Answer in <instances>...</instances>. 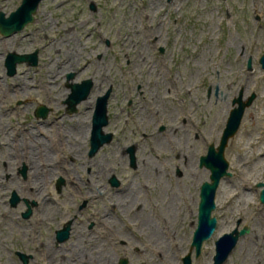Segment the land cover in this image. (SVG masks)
<instances>
[{"label": "rangeland", "instance_id": "374dc122", "mask_svg": "<svg viewBox=\"0 0 264 264\" xmlns=\"http://www.w3.org/2000/svg\"><path fill=\"white\" fill-rule=\"evenodd\" d=\"M21 2L0 0V12L9 16ZM98 2V10L92 11L85 0H43L34 22L10 36L0 33V172L10 175L0 180V264H22L16 250L32 253L30 264H66L64 247L55 251L46 232L47 210L55 207L52 216L58 217L69 210L68 203L62 197L60 211V205L48 202L47 192L51 178L64 174L56 170L58 164L72 157L86 164L78 169L85 180L94 174L96 184L106 185L115 173L123 181L129 203L120 201L126 212L115 215L106 209L104 214L114 217L106 224L115 223L120 239L128 241L116 248L119 257L130 264H182L197 227L196 185L210 176L199 167L200 157L211 143L219 144L241 91L245 99L252 93L256 98L226 147L232 176L222 180L227 191L217 194L213 213L218 227L194 264H212L216 241L239 217L250 232L223 264H264V204L257 185L264 182V69L259 62L264 0ZM35 50L37 65L19 63L15 75L7 73L10 52ZM47 54L53 59L48 68ZM70 73L74 77L68 80ZM88 78L95 80L91 100L83 101L77 113L66 114V82ZM108 87L112 94L105 132H113L114 139L89 156L96 100ZM41 104L51 109L46 118L35 115ZM177 116L178 121L186 119L185 129L199 133L195 142L185 131L170 130ZM133 145L137 169L129 167L124 151ZM24 166L26 177L20 171ZM178 169L183 176H177ZM14 189L22 198L37 200L40 211L25 218L24 201L11 207ZM75 189L70 184L67 191L75 195ZM243 197L247 208L238 211L236 203ZM138 205L142 212L132 213L130 207Z\"/></svg>", "mask_w": 264, "mask_h": 264}, {"label": "flooded vegetation", "instance_id": "af4514ba", "mask_svg": "<svg viewBox=\"0 0 264 264\" xmlns=\"http://www.w3.org/2000/svg\"><path fill=\"white\" fill-rule=\"evenodd\" d=\"M85 1L87 2L90 10H92V11L98 10V8H99L98 0H85ZM255 1H257V0H255ZM39 6H40V4H39ZM35 18H36V16H35ZM106 44H107V46H110V40L109 39L106 40ZM98 58H100V56H98ZM93 81H94L93 86L91 88V92H90L89 96L86 99H82L76 103V110L75 111H69V109H68L69 103L66 102V100L72 91L70 84H72V83H74V84L78 83L79 84L82 82H66V85L68 86V88H70V92L68 94V97L63 101L64 112L66 114L73 115V114L77 113L79 111V105L83 101L86 102L91 98L90 95H91L92 90L95 86V80H93ZM108 91H109V98H108V103H107V110H108L109 100H110L111 94H112V87H108L106 89V93ZM106 93H104V94H106ZM100 96H102V95H100ZM98 97H97V99H98ZM131 103H132V101L129 102V104H131ZM40 106L47 107L46 105H43V104L39 105L35 109V115L37 117L46 118L49 115L51 109L49 107H47L48 111H47L46 117L39 116L37 114V109ZM96 106H97V100H96V105H95V109L93 112V116L95 114ZM93 116H92V121H91L92 122L91 136H92V130H93ZM180 121H178V116L176 119L172 118L171 122H170V130L174 131L175 134L179 133L180 131L181 132L185 131L186 135L192 137L193 141L195 142L199 138V133L189 131L188 129H185L183 127V125L186 124V119H184V120L182 119ZM109 122H110V117H109V113H108V123L105 126H103L104 131H105V127L109 124ZM165 129H166V126L163 128V130H165ZM107 133L113 134V137L111 140V142H112L114 139V133L113 132H107ZM91 136H90V140H89V146H90L89 148L90 149H89L88 155L94 156L99 152V150L105 144H109V143H105L103 146H101L98 149V151L95 154L91 155L90 154ZM213 144H215V143H213ZM133 146L135 147L136 145H133ZM130 147H132V146H130ZM130 147H128L124 150L125 152H128V154H129L128 165L132 169H137L139 164H138L136 156H135V162L132 161L131 153L129 151ZM134 155H135V151H134ZM185 159H186L185 163H188L187 156L185 157ZM58 161L59 160H56V164L58 163ZM85 165L86 164L80 163L77 159H74L73 157L70 158V160H65L64 162H62V164L59 163L58 168H56V170H60L64 174H57L55 176L53 175L54 177L52 176L53 178H51V180H50V182H52V185H51V190H49L47 192V195H48L47 199L49 198L48 202L49 203L51 202L50 204H52V205H60L59 209H60V211H62L63 207H61V206L65 205V201H60V199L62 197H64L68 203L69 210L66 209L65 213L60 214L58 217L52 216L55 207L52 206V208H49L47 210V219H48L49 226H48L46 234L48 236V240L55 246V248H56L55 251L60 249V247H64L63 250L66 254H62L61 258H63V261L66 264H130L129 259L123 258V257L121 258V256L119 257V255L116 254V248L120 244H122V245L127 244L128 241L124 240V239H120L118 227L115 223H108V225L106 224L107 222L113 221L112 218H114V217L112 215H111V217L110 216L107 217V215H104L106 209H110L115 215L117 212L118 213L126 212V207L121 206V201H120V198H125V202L129 203L127 201V197L125 195L126 192L122 191V189H121L123 181L115 173H112V175L109 176L106 185L103 184L104 182L96 184L95 180L99 179V178L96 177L94 174L93 175L90 174V178L85 180L84 175L80 174L78 171L79 168H81ZM199 167H201L200 163H199ZM201 168H206V167H201ZM73 169H76V171L78 173L73 171ZM157 169L158 168H156V172H157ZM26 170H27L26 166H24L20 170L24 176L26 174ZM86 172L90 173L91 169L90 168L87 169ZM65 174H66V176H65ZM177 176L178 177L183 176V171H181V169L177 170ZM231 176H226V177H231ZM226 177H224V178H226ZM9 178H10L9 174H7V173L4 174V173L0 172V180L5 181V180H8ZM91 178L92 179L94 178V179L92 180ZM260 183H264V182H259L257 184L258 187L260 188L258 199H259L260 204H264V202L261 201V191L264 189V186L259 185ZM70 184H71L72 188H74V189H75V187L77 188L74 191V194L77 195V197L75 195H73V193L71 191H67V188ZM88 185L94 186L95 190L88 189L87 188ZM107 186L111 190H109L107 188ZM84 187L87 189H85ZM219 187H220V185H219ZM196 190H197L198 197H199L198 199H196V202H197V225H198V214H199L201 186H199L197 184ZM40 192H42V191L41 190L37 191L38 195H40ZM41 194H43V193H41ZM243 199H244V197L241 199V202H240L241 204L236 203V204H238V207H237L238 211H240V208H244V207L247 208V206L245 205V201ZM22 201H24L25 204L27 205L26 212L24 211L22 213L23 217L29 218L32 215H34L35 213H37L38 211H40V207H39L40 204L37 200H35V199L29 200L27 198H22L21 195L17 192V190H15V189L12 190L10 197L8 199V203L10 204V206L16 207ZM31 206H32V208H31ZM133 207L134 206L130 207V211L132 213H135L136 211L142 212L141 211L143 209L142 205H138L137 207H134V208ZM29 210H30V213H29V215L26 216L25 214L28 213ZM99 214L102 216L101 218L95 219L93 217V215L97 216ZM241 222H242V219L239 217L237 219V221L230 226V228L228 229V232L225 231V234L237 235L238 239H237V242L235 243L233 249L231 250L230 254L228 255V257L221 264L225 263L229 259L231 253L235 250L238 243L240 242L241 237L250 232V226L247 224L242 225ZM103 227L106 229L105 230L102 229ZM242 230H245V233L240 234V232ZM190 248H191V245H190ZM15 254L19 258V260L22 262V264H24V258L25 257L27 258V264H30L31 260H35V256L32 253H25V252H22L20 250H16ZM193 254H194V257L192 255V261H191L192 264H194V258L197 259L201 255L200 254L199 256H197L196 252ZM108 255H109V257H108ZM185 256L182 257V264H184L183 258ZM212 259H213L212 264H215V255L213 256Z\"/></svg>", "mask_w": 264, "mask_h": 264}, {"label": "water", "instance_id": "95a60500", "mask_svg": "<svg viewBox=\"0 0 264 264\" xmlns=\"http://www.w3.org/2000/svg\"><path fill=\"white\" fill-rule=\"evenodd\" d=\"M41 1L42 0H23L20 6L15 11L11 12L9 16H6L4 12H0V33L4 36H10L23 30L29 23L34 22L35 14L38 11ZM161 51H163V48ZM24 62L33 66L37 65L38 50H35L32 53L24 54L10 52L5 60L7 73L9 75H15L17 72V65ZM259 62L264 69V53L259 58ZM252 63L253 59L250 57L248 59L249 70L253 68ZM67 77L68 80H70L74 77V74L70 73ZM81 82L82 83L79 84H70L72 91L66 100V102L69 103V111H75L76 103L82 99H86L91 92L94 82L93 79L88 78ZM108 98L109 91L106 94L99 96L97 99V106L93 116V130L90 150L91 155L95 154L105 143H110L113 137L112 133H107L103 130V126L108 123ZM255 98V93H252L245 99L243 98V92H240L239 96L233 101L234 107L230 111L219 144L217 146L213 143L210 144L207 153L200 157V166L209 169L210 176L209 180H205L201 184L198 225L193 234L191 252L183 258L184 264H192V250L196 248V254L199 256L202 252L204 242L212 237L218 227V219L216 215H213V212L217 209L216 199L219 185L224 177L232 175L229 171L230 163L226 158L225 150L228 146L229 140L237 134L246 108L252 105ZM47 111V107L40 106L37 109V114L39 116L46 117ZM129 151L131 153L132 161L135 162V147H130ZM259 185L264 186V183H260ZM261 201L264 202V189L261 191ZM29 213L30 210L25 215L27 216ZM243 233H245V230L240 232V234ZM237 239V235L224 234L216 241L215 264H221L225 261L237 242ZM24 264H27L26 257L24 258Z\"/></svg>", "mask_w": 264, "mask_h": 264}, {"label": "bare ground", "instance_id": "6f19581e", "mask_svg": "<svg viewBox=\"0 0 264 264\" xmlns=\"http://www.w3.org/2000/svg\"><path fill=\"white\" fill-rule=\"evenodd\" d=\"M52 63H53V59H52L51 55L47 54L46 57L44 58V66L46 68H48ZM89 100H91V99H89ZM83 133H84V131H83ZM80 134H82V133L80 132ZM83 135L85 136L86 134L84 133ZM226 191L227 190H226V187L224 185V182H221L219 190H218L219 196H223ZM217 197H218V195H217ZM219 229H220V233H222L225 229V226L223 225V226L219 227Z\"/></svg>", "mask_w": 264, "mask_h": 264}]
</instances>
